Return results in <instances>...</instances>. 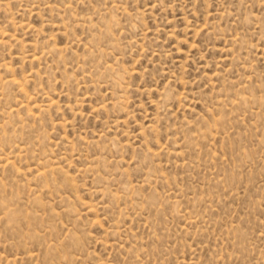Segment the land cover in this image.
Returning <instances> with one entry per match:
<instances>
[{
	"label": "rangeland",
	"instance_id": "1",
	"mask_svg": "<svg viewBox=\"0 0 264 264\" xmlns=\"http://www.w3.org/2000/svg\"><path fill=\"white\" fill-rule=\"evenodd\" d=\"M0 264H264V0H0Z\"/></svg>",
	"mask_w": 264,
	"mask_h": 264
}]
</instances>
